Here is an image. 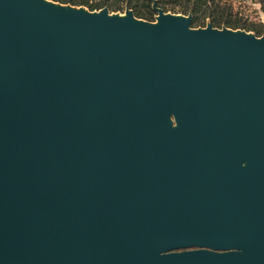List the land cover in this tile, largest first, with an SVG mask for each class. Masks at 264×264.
<instances>
[{
  "label": "water",
  "instance_id": "water-1",
  "mask_svg": "<svg viewBox=\"0 0 264 264\" xmlns=\"http://www.w3.org/2000/svg\"><path fill=\"white\" fill-rule=\"evenodd\" d=\"M0 0V264H264V35Z\"/></svg>",
  "mask_w": 264,
  "mask_h": 264
},
{
  "label": "trees",
  "instance_id": "trees-1",
  "mask_svg": "<svg viewBox=\"0 0 264 264\" xmlns=\"http://www.w3.org/2000/svg\"><path fill=\"white\" fill-rule=\"evenodd\" d=\"M72 6H84L90 11L107 7L110 12L124 10L125 5L132 10L134 17L150 19L153 15L150 0H51ZM264 4V0L261 1ZM156 5L163 12L191 14V27H204L208 20L212 27L220 29L222 26L237 30L253 31L257 36L264 33L262 29L244 26L236 20L232 21L233 5L230 0H157Z\"/></svg>",
  "mask_w": 264,
  "mask_h": 264
},
{
  "label": "rangeland",
  "instance_id": "rangeland-1",
  "mask_svg": "<svg viewBox=\"0 0 264 264\" xmlns=\"http://www.w3.org/2000/svg\"><path fill=\"white\" fill-rule=\"evenodd\" d=\"M49 1H51V0H49ZM93 1L95 2V0H93ZM150 1H151V9H152L153 4H155V6L157 7V5H156L157 0H150ZM261 1L262 0H230L231 4L233 5V8H234L232 21L236 20L241 25L249 26V27H253V28L255 27V29L256 28L262 29L264 26V4H262ZM52 2H54V1H52ZM54 3H58V2H54ZM58 4H61V3H58ZM63 5H70V4H63ZM70 6H72V5H70ZM73 7H83L85 9L89 10L87 7H84V6H73ZM104 8L107 9V7H103L101 9H104ZM101 9H98V10L96 9L93 11H99ZM126 9H129V8H128V6L125 5L124 10H122V11L110 12L108 9L107 10L110 14L123 15ZM152 11H153V9H152ZM164 13L183 15L181 13H171V12H164ZM156 16H157L156 12L153 11V15L151 16L150 19H141V18H138V19L146 21V22H155ZM184 16H186V15H184ZM208 24L211 25L210 22L208 20H206L204 27H206ZM204 27H191V28L198 29V28H204ZM222 27H224V26H222ZM239 30H242V29H239ZM243 31H245V30L243 29ZM248 32L257 36L253 31H248ZM262 35H264V33H262L261 35H259L257 37H261Z\"/></svg>",
  "mask_w": 264,
  "mask_h": 264
}]
</instances>
